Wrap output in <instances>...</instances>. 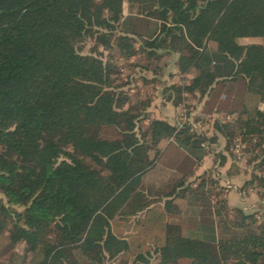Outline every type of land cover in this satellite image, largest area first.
Instances as JSON below:
<instances>
[{
    "label": "trees",
    "instance_id": "1",
    "mask_svg": "<svg viewBox=\"0 0 264 264\" xmlns=\"http://www.w3.org/2000/svg\"><path fill=\"white\" fill-rule=\"evenodd\" d=\"M246 37L264 38V0H0V227L13 226L0 259L22 244L23 264H264V214L219 199L210 174L190 182L218 137L150 118L149 99L131 105L100 52L176 55L192 76L167 98L230 118L219 134L260 158L238 190L264 200V45ZM163 141L185 155L156 186Z\"/></svg>",
    "mask_w": 264,
    "mask_h": 264
},
{
    "label": "rangeland",
    "instance_id": "2",
    "mask_svg": "<svg viewBox=\"0 0 264 264\" xmlns=\"http://www.w3.org/2000/svg\"><path fill=\"white\" fill-rule=\"evenodd\" d=\"M135 12V9L130 6L129 1H126L124 14H128V18H130L132 14H135ZM241 41L244 44L260 43L264 45L263 37H246ZM80 46L82 47L83 53H89L95 46V42L92 39H88L81 43ZM100 52L103 53L102 59L104 60H107L109 56H112L115 59L116 74L114 75V78L117 81V84L124 86L123 90L125 89L131 95V105L137 103L136 99H138V97L142 100V102L149 99L151 105L147 111L150 118L152 117L164 120L181 126L190 122L199 134L206 136L208 139L213 136L218 137L216 142L207 145L208 150L205 155L206 159H203L201 166H197L195 168L196 175L190 177V182L194 183L196 179H199L197 178L199 175L204 174V176H206L210 174L212 178L218 182L219 187L223 189L219 199L227 198L228 201V197L232 195H230V192H234L238 188L242 187L243 183L246 180H249L253 171L255 169L258 170V165L256 163L260 161V158L254 162L251 161L252 155L249 153L250 145L243 142L240 137L234 138L228 144L226 139L219 134V131L215 126V121L219 119L221 124H227L230 122V118L227 115L205 114L203 112L204 102H200L197 97L189 94L183 95L178 107H175L173 102L167 98L169 96V92L166 93L165 90L168 85H171L172 83H183L184 80L188 82L192 76L191 73L183 75L179 73L177 67L178 58L176 55L166 52V54L162 53L159 58H148L146 55L138 54L131 58L124 59L119 57L118 51L110 52L101 48ZM163 105L164 110L160 111V108H163ZM146 124L147 121H144L141 125ZM239 142L244 145L242 150L243 154L240 157L238 156L237 151V144H240ZM168 145L169 144L167 142H160V147L163 150L166 148L168 149L164 152V154H162V157L156 161V168L148 174L146 183L153 182L157 186L160 183L173 180L174 178L180 176V173L178 172V163L182 160V155H185V153L176 149L173 145L169 147ZM256 151L259 153L260 150L257 149ZM154 152L155 151H151V156H154ZM234 164H236L240 170V174L236 175H240L238 188H235L232 184L234 182H231L236 176L231 179L227 176ZM198 182L199 181L195 182V185ZM208 188L214 190L212 198L217 200L216 194L218 192L220 193V190H218L217 186L212 184H209ZM241 196L247 198L246 203L242 202L244 204L242 207L247 213L252 214L256 213V211L259 212L258 214L262 213L261 210L259 211L252 206L254 202L253 198L262 200L257 195V192L255 193L251 189L248 191L245 190L244 192H241ZM0 198L7 202V198L5 196L0 194ZM233 199L234 198L231 196L230 201L233 202ZM178 202L184 212L186 209L190 210L186 201L179 200ZM228 205L233 207V204H231V206L229 201ZM189 215L190 212L187 216ZM257 217L260 218V215ZM177 222L180 221L177 220ZM181 225L185 233H189L191 225L188 222H181ZM12 227L11 222H8L4 228L0 227V249L5 248L7 243L10 241L9 231ZM23 259L24 246L19 244L12 252L2 255L0 264H23Z\"/></svg>",
    "mask_w": 264,
    "mask_h": 264
},
{
    "label": "crops",
    "instance_id": "3",
    "mask_svg": "<svg viewBox=\"0 0 264 264\" xmlns=\"http://www.w3.org/2000/svg\"><path fill=\"white\" fill-rule=\"evenodd\" d=\"M124 16H125V18H128L129 15L128 14H124ZM163 110H164V105H163V108L162 107L160 108V111H163ZM239 177H240V175L236 176L235 179H233V181H231V182H234L232 184H233V186H235V188L239 187L238 186L239 185V181H240ZM243 181H245V180H243ZM230 195L234 198L233 202L230 201V197H231ZM230 195H229L230 197H228L229 198L228 201H229L230 205L233 204V207L234 206L242 207L244 205L243 203H246V201H247V198H244L243 196H241V192L238 191V189L236 191H234V192H230ZM233 195H235V196H233ZM253 199H254V202L252 204L253 208H255V209L259 210V211L261 210V212H262L261 214H264V200H259L257 198H253ZM176 222H177V220H176Z\"/></svg>",
    "mask_w": 264,
    "mask_h": 264
},
{
    "label": "built area",
    "instance_id": "4",
    "mask_svg": "<svg viewBox=\"0 0 264 264\" xmlns=\"http://www.w3.org/2000/svg\"><path fill=\"white\" fill-rule=\"evenodd\" d=\"M243 148H244V145L242 143L237 144V151H238V156L239 157L242 156V154H243V152H242Z\"/></svg>",
    "mask_w": 264,
    "mask_h": 264
}]
</instances>
